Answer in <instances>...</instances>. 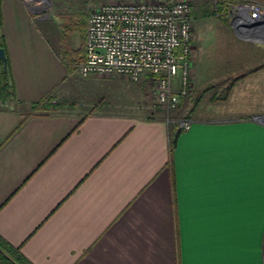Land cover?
Masks as SVG:
<instances>
[{
  "label": "crops",
  "instance_id": "1",
  "mask_svg": "<svg viewBox=\"0 0 264 264\" xmlns=\"http://www.w3.org/2000/svg\"><path fill=\"white\" fill-rule=\"evenodd\" d=\"M190 1L205 48L220 31L240 54L264 53V29L239 36L226 14L264 0H223L216 23L205 17L222 0ZM45 4L0 0L17 91L0 101V235L33 264H264V62L236 60L223 95L195 77L172 149L162 115L78 108V72L63 58L82 47L96 4ZM48 96L56 107L31 113Z\"/></svg>",
  "mask_w": 264,
  "mask_h": 264
},
{
  "label": "built area",
  "instance_id": "2",
  "mask_svg": "<svg viewBox=\"0 0 264 264\" xmlns=\"http://www.w3.org/2000/svg\"><path fill=\"white\" fill-rule=\"evenodd\" d=\"M49 8L48 0H25ZM258 3L230 5L226 11L239 28L264 29ZM193 16L190 0H113L87 13L81 76H121L150 80L157 102L170 109L192 91ZM146 73H148L146 75ZM181 126L189 128L188 121Z\"/></svg>",
  "mask_w": 264,
  "mask_h": 264
},
{
  "label": "rangeland",
  "instance_id": "3",
  "mask_svg": "<svg viewBox=\"0 0 264 264\" xmlns=\"http://www.w3.org/2000/svg\"><path fill=\"white\" fill-rule=\"evenodd\" d=\"M110 1L113 0H77V6L82 9L81 11L83 12L93 4H101ZM192 6L194 23L193 36L196 34L195 44L197 49L192 52V91L187 97L193 95L195 77L197 80H201V82L210 84L212 86L211 92H220V94L223 95L224 90H220L218 87H220V84H223L224 81H228L236 75L232 74V70H238L236 60L243 59L248 61L249 65L254 66L264 62V53L246 54L247 52H244L240 54L241 52H239V50L242 44L237 46L232 40V42L224 41V34L220 31L213 33V36L216 34L219 38L217 36L212 38L210 46H206L205 48V44L201 41V27L204 22V16L201 15L203 8L201 4L198 3H193ZM211 9H213V7ZM214 10L216 11L214 15L205 18H212V21L216 23L219 17L224 18V13L218 11L216 6ZM214 29L217 30V26ZM80 40V31H75L71 38V44L73 46H79L81 43ZM74 70L76 71V68ZM223 71L228 74H222ZM147 74L148 73H146V75ZM76 78V82L80 83L81 90L78 96H76L77 99L75 103L84 113L99 110L102 112H132L145 117L149 115H162L168 119L170 124L174 125L179 124L181 118L188 112L186 109H182V103L186 97L182 98L178 107L174 109L160 105L153 92L155 84L150 82V80L133 82L127 78L116 75L81 76L79 73L76 74ZM195 97L196 96L192 99L193 102L197 99H195ZM251 98L256 99L257 97L254 95ZM246 100L248 99H246L245 96L244 98L239 96V100L236 99L235 104H239L241 101L245 102ZM251 108L253 109L256 107L252 105Z\"/></svg>",
  "mask_w": 264,
  "mask_h": 264
},
{
  "label": "trees",
  "instance_id": "4",
  "mask_svg": "<svg viewBox=\"0 0 264 264\" xmlns=\"http://www.w3.org/2000/svg\"><path fill=\"white\" fill-rule=\"evenodd\" d=\"M224 1H218L215 6L218 11L223 10ZM214 10L212 14H215ZM3 25L1 5H0V28ZM85 26V25H84ZM84 30V29H83ZM0 47L4 48L6 58H7V69L4 67L3 61L0 60V101L1 102H13L17 100V91H16V83L13 75L12 65L9 57L8 46L6 39L3 34L0 35ZM67 56L63 58L69 64L70 69H75L76 65L82 61L85 57V36L83 37L82 47L78 50L71 51L67 49ZM246 75H241L233 80L231 85L227 88V94L230 91L233 84L244 77ZM56 107V104L53 101L52 96H48L45 99L39 101L33 107V112H41L48 113L52 111ZM30 113V114H31ZM174 129H176L171 136V148L173 149L176 144V140L180 135L182 128L179 127V124L173 125ZM0 264H33L29 261L20 251L19 247H16L9 243L6 239H4L0 235Z\"/></svg>",
  "mask_w": 264,
  "mask_h": 264
},
{
  "label": "water",
  "instance_id": "5",
  "mask_svg": "<svg viewBox=\"0 0 264 264\" xmlns=\"http://www.w3.org/2000/svg\"><path fill=\"white\" fill-rule=\"evenodd\" d=\"M262 21H264V20H262ZM232 27L234 28V30L236 31V33L239 36H241L239 34V32H252V33H254V29H253L252 23L249 24L247 26V28H244V29L237 27L236 25H234V23H232ZM262 43H264V42H262ZM0 60L3 61L4 67H5V69H7V58H6L5 50L2 47H0Z\"/></svg>",
  "mask_w": 264,
  "mask_h": 264
},
{
  "label": "flooded vegetation",
  "instance_id": "6",
  "mask_svg": "<svg viewBox=\"0 0 264 264\" xmlns=\"http://www.w3.org/2000/svg\"><path fill=\"white\" fill-rule=\"evenodd\" d=\"M245 35H249V34L245 33Z\"/></svg>",
  "mask_w": 264,
  "mask_h": 264
}]
</instances>
